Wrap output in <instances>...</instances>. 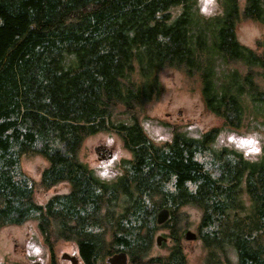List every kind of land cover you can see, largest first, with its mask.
<instances>
[{
  "label": "trees",
  "instance_id": "1",
  "mask_svg": "<svg viewBox=\"0 0 264 264\" xmlns=\"http://www.w3.org/2000/svg\"><path fill=\"white\" fill-rule=\"evenodd\" d=\"M218 1L221 12L208 17L198 0H0V226L35 219L48 246L75 242L83 264L125 251L130 264H184L178 245L166 258L149 255L157 230L178 241L179 209L193 207L207 264H264V155L214 151V174L195 159L223 129L264 126V43L253 50L237 36L243 18L264 23V0ZM171 68L199 78L223 125L159 145L139 114ZM103 132L131 154L112 182L80 157ZM34 155L48 162L41 188L70 187L46 205L17 178L22 157ZM164 208L171 215L158 225Z\"/></svg>",
  "mask_w": 264,
  "mask_h": 264
},
{
  "label": "rangeland",
  "instance_id": "2",
  "mask_svg": "<svg viewBox=\"0 0 264 264\" xmlns=\"http://www.w3.org/2000/svg\"><path fill=\"white\" fill-rule=\"evenodd\" d=\"M212 2L214 10L209 14L204 7L205 0H198L202 15L209 17L221 12L219 1ZM237 36L243 45L260 51L264 43V23L243 18L238 24ZM159 77L163 86L162 95L139 114L140 123L153 141L159 145L167 144L173 140L175 132L200 140L204 134L223 125L220 118L206 109L198 77H189L182 69L173 68L161 71ZM9 132L12 133V129ZM251 133H257L264 143L263 124L260 121L246 122L240 129L221 130L214 141L208 143L206 150L199 148L195 159L214 174V163L217 162L214 151L229 149L240 153L234 147V138ZM16 137L17 135L13 134V154L17 148ZM261 156L255 159L243 157L257 161ZM80 157L94 170L98 178L101 173L107 174L108 178L99 179L112 182L123 174V163L131 158V154L117 134L103 132L86 140ZM47 166V160L40 155L24 156L17 166V178L34 184V197L39 205H46L52 196L67 194L70 190L67 184H60L50 190L39 186L42 172ZM168 190H173L172 184L168 186ZM179 211L183 214L184 222L176 234L178 241L170 238V230H157L152 241L150 258H166L178 245L185 257L184 264H207L208 249L199 237L202 211L193 207H184ZM188 230L197 233L196 240H186L185 233ZM160 235L167 238L161 246L157 244V237ZM65 253L77 257L79 264H83L75 242L60 240L53 247L48 246L38 230L35 219H30L22 225L0 226V264H71L69 260L62 259Z\"/></svg>",
  "mask_w": 264,
  "mask_h": 264
},
{
  "label": "clouds",
  "instance_id": "3",
  "mask_svg": "<svg viewBox=\"0 0 264 264\" xmlns=\"http://www.w3.org/2000/svg\"><path fill=\"white\" fill-rule=\"evenodd\" d=\"M205 9L209 14L214 10V4L212 0H205ZM234 147L244 157L249 159H255L261 155H264V143L261 142V137L257 133H251L247 136H238L233 140ZM99 178L106 179L107 174L101 173Z\"/></svg>",
  "mask_w": 264,
  "mask_h": 264
},
{
  "label": "water",
  "instance_id": "4",
  "mask_svg": "<svg viewBox=\"0 0 264 264\" xmlns=\"http://www.w3.org/2000/svg\"><path fill=\"white\" fill-rule=\"evenodd\" d=\"M170 215H171V213H170V210L168 208L161 209L157 213V216H156L157 224L163 225L169 219ZM197 237H198L197 233L192 231V230H188L185 233L186 240L194 241L197 239ZM166 241H167V238L162 236V235L157 237V244L159 246H161L162 243L166 242ZM62 259L69 260L71 262V264H79L77 257L70 256L67 253H65L63 255ZM128 262H129V256L126 252L116 253L113 256L109 257L107 260L108 264H128ZM34 264H42V263L37 262Z\"/></svg>",
  "mask_w": 264,
  "mask_h": 264
},
{
  "label": "flooded vegetation",
  "instance_id": "5",
  "mask_svg": "<svg viewBox=\"0 0 264 264\" xmlns=\"http://www.w3.org/2000/svg\"><path fill=\"white\" fill-rule=\"evenodd\" d=\"M129 256V255H128ZM129 262H130V256H129ZM129 262H128V264H129Z\"/></svg>",
  "mask_w": 264,
  "mask_h": 264
}]
</instances>
